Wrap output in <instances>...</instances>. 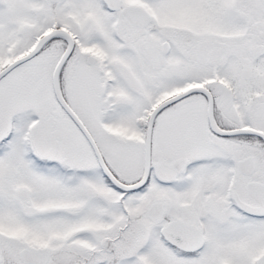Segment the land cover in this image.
I'll list each match as a JSON object with an SVG mask.
<instances>
[{"label": "snow or ice", "instance_id": "1", "mask_svg": "<svg viewBox=\"0 0 264 264\" xmlns=\"http://www.w3.org/2000/svg\"><path fill=\"white\" fill-rule=\"evenodd\" d=\"M0 264H264V0H0Z\"/></svg>", "mask_w": 264, "mask_h": 264}]
</instances>
